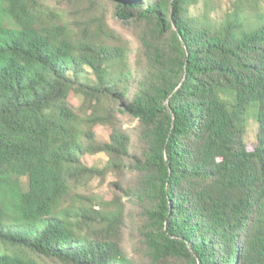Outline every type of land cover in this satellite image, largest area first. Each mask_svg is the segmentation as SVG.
<instances>
[{"label": "trees", "instance_id": "trees-1", "mask_svg": "<svg viewBox=\"0 0 264 264\" xmlns=\"http://www.w3.org/2000/svg\"><path fill=\"white\" fill-rule=\"evenodd\" d=\"M218 2L0 0V264H264V0Z\"/></svg>", "mask_w": 264, "mask_h": 264}, {"label": "rangeland", "instance_id": "rangeland-1", "mask_svg": "<svg viewBox=\"0 0 264 264\" xmlns=\"http://www.w3.org/2000/svg\"><path fill=\"white\" fill-rule=\"evenodd\" d=\"M233 0H219L218 2V9L220 11H218V13L215 14L216 18L221 19L223 16L224 11L231 5V2ZM201 9V8H199ZM221 9L223 11H221ZM80 99L77 98L76 102H79ZM98 134L104 138H108L109 136V132L106 128H98ZM256 135V124H251L247 136H246V140L249 143H252L254 141ZM85 163L88 166H98V167H103L104 164L106 163V157L104 155H98V156H86L84 158ZM114 180V177L112 175L107 176L106 179L104 180H96L93 185L95 190L102 196H105L106 198L109 197L110 195V183Z\"/></svg>", "mask_w": 264, "mask_h": 264}]
</instances>
